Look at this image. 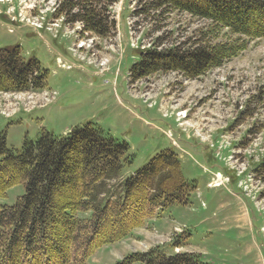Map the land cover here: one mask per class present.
<instances>
[{"label": "rangeland", "instance_id": "374dc122", "mask_svg": "<svg viewBox=\"0 0 264 264\" xmlns=\"http://www.w3.org/2000/svg\"><path fill=\"white\" fill-rule=\"evenodd\" d=\"M64 1L0 0V48L20 46L26 60L48 71L45 89L0 93L8 147L92 123L129 145L130 163L110 183L172 150L196 187L187 203L104 245L87 264H115L156 246L195 252L210 264H264V173L257 171L264 159V39L197 78L142 75L141 52L182 44L209 21L187 13L147 17L137 12L140 0H115L108 11L114 28L100 36L67 22L59 12ZM24 192L16 185L1 202L13 205ZM175 241L181 246L172 247Z\"/></svg>", "mask_w": 264, "mask_h": 264}, {"label": "trees", "instance_id": "16d2710c", "mask_svg": "<svg viewBox=\"0 0 264 264\" xmlns=\"http://www.w3.org/2000/svg\"><path fill=\"white\" fill-rule=\"evenodd\" d=\"M114 1L65 0L59 12L83 31L107 36L114 28L108 16ZM140 1L137 12L147 17L187 13L209 21L182 44L141 52L142 75L163 70L197 78L237 57L251 40L264 39V0ZM47 77L40 61L26 60L20 46L0 48V93L45 89ZM129 163V145L92 123L62 135L45 131L19 148L8 147L0 131V264H87L104 245L130 236L174 203H187L196 188L172 150L110 183ZM257 171L264 173V159ZM19 184L25 192L15 204H3ZM115 264L210 263L195 252L170 254L156 246Z\"/></svg>", "mask_w": 264, "mask_h": 264}, {"label": "bare ground", "instance_id": "6f19581e", "mask_svg": "<svg viewBox=\"0 0 264 264\" xmlns=\"http://www.w3.org/2000/svg\"><path fill=\"white\" fill-rule=\"evenodd\" d=\"M83 44V43H82Z\"/></svg>", "mask_w": 264, "mask_h": 264}]
</instances>
